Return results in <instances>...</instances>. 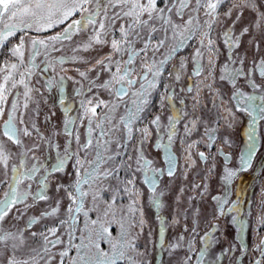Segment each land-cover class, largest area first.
<instances>
[{
  "label": "snow or ice",
  "instance_id": "1",
  "mask_svg": "<svg viewBox=\"0 0 264 264\" xmlns=\"http://www.w3.org/2000/svg\"><path fill=\"white\" fill-rule=\"evenodd\" d=\"M246 9L255 12L256 19L237 33L236 25ZM57 28L60 30L53 34L41 35ZM81 34L85 38L74 40ZM248 35L252 36L248 49L238 52ZM256 35L264 39V11L258 0H0V189H5L0 198V264H53L57 257L58 264H145L139 259L144 253L137 245L146 223L138 182L148 186L151 205L161 208L163 192L157 190L158 177L176 175L175 144L182 146L187 179L196 164L194 151L206 164L215 160L213 148L217 154L224 153V147H216L219 130L221 126L233 128L238 122L237 112L246 113L251 123L239 167L225 163L220 177L223 194L211 196L215 202L211 220L216 222L201 230L197 219L189 226L187 214L177 212L173 224L184 220L187 238L181 234L169 248L175 251L187 246L188 254L178 264H193V260L195 264H222V258L236 249L218 223L230 216V223L239 227L240 250L246 253L240 196L235 200L229 197L231 184L241 172L253 167L258 144L256 124L264 121V54ZM218 40L228 53L219 74ZM65 47L70 49L68 54ZM105 48L107 52H103ZM189 48L191 83L179 92L188 94L190 105L183 96L177 100L174 86L186 75L189 57L180 54ZM41 50L45 54L43 67L36 60ZM69 71L75 75H67ZM241 80L252 94L238 86ZM66 81L76 85V116L70 115L66 104ZM225 83L231 85V95L223 91ZM101 92L108 98H102ZM205 94L211 98L210 109L204 103ZM154 97H158L156 112ZM42 105L48 109L43 115L45 126L51 123L56 107L64 113L63 133L68 139L63 152L54 142L58 132L45 135L41 131ZM121 108L124 113L117 118ZM205 110L212 114L210 119L205 118ZM77 124L85 128L83 141ZM222 144L231 147L227 137ZM201 145L207 153L198 150ZM151 147L163 151L166 168L155 166L149 158ZM45 148L49 153L56 150V162L50 167L38 155ZM14 158L18 164L12 163ZM225 159L230 161L231 157L225 154ZM215 168L214 163L206 167L201 181L192 183L194 195L189 201L205 198ZM55 173L73 177L67 184H56L57 193L63 192L68 201L64 216L40 231H32L34 225L58 216L62 203L58 199L54 206L29 217L26 225L19 227L36 202L49 199V180ZM31 182L38 185L35 193ZM184 192L181 188L180 194ZM105 193H110L109 199L104 198ZM89 197L91 205L86 209ZM125 199L126 205L122 203ZM260 207L257 233L264 229V202ZM161 223H166L163 217ZM113 224L120 228L115 237ZM222 243L228 246L215 255L213 246ZM73 250L75 255H71ZM252 251L258 256L251 264H264V237Z\"/></svg>",
  "mask_w": 264,
  "mask_h": 264
},
{
  "label": "flooded vegetation",
  "instance_id": "2",
  "mask_svg": "<svg viewBox=\"0 0 264 264\" xmlns=\"http://www.w3.org/2000/svg\"><path fill=\"white\" fill-rule=\"evenodd\" d=\"M63 27L62 25L60 26ZM60 29H53L49 33H43L41 35H50L54 32L59 31ZM219 31V29H218ZM33 35H36L35 33H32ZM84 37V34H81L77 37H74V40L78 41ZM218 43H220V49L221 51H225L226 48L218 40ZM191 49V48H189ZM188 49H184L180 55H186ZM108 49L105 48L103 52H107ZM65 54H68L70 52V49L68 47H65L64 49ZM238 52L243 53L244 51L239 50ZM262 54H264V51H261ZM103 54V53H101ZM249 58H251L252 53L249 52ZM30 55V51L28 53ZM54 55L59 56L60 53H54ZM91 55L95 56L96 53H91ZM228 55V53H227ZM227 56L220 55V59L217 66V74H219V67L226 61ZM45 59V54L43 53V50H41V55L36 58L37 63L43 67L42 61ZM68 66V65H67ZM245 71L248 70L249 64L246 61L245 62ZM166 75V74H165ZM106 78V77H102ZM42 82V81H41ZM257 82H260V79L258 78ZM191 83V81L188 79V76H185L184 79L180 82V84L174 85L177 88L178 97L177 100L183 96L187 98L188 103L190 105V97H188V94L186 92L180 93L179 90L181 88H186L187 85ZM39 86V85H38ZM238 86H242L243 90L246 94H252V90L246 86V82L241 80L239 81ZM72 87H76V85H72ZM75 88L67 89L65 88L64 95L69 97V99H73L70 102L69 107L72 109L73 105H75V101L77 102L78 111L75 113L74 116H76L79 112V97L76 95ZM223 91L226 95H231V85L225 83ZM47 93V92H46ZM53 97L56 96V92L53 91L51 93ZM69 94H71L69 96ZM264 94V93H261ZM49 95V93H47ZM101 97L104 99H107V93L101 92ZM204 103L208 105V108H211V98L204 95ZM233 104L236 102L233 101ZM257 103H260V101H257ZM158 104V97L153 98V111H158L156 105ZM179 106V105H178ZM59 108H55V115L53 116L54 121L53 125L54 127L59 124V122L64 123L65 116L64 113L62 116L59 114ZM98 111H100L98 109ZM124 113V109L121 108L119 113L117 115H121ZM204 116L206 119L211 118V113L207 110L204 111ZM167 115V113L165 114ZM43 116V112L42 115ZM238 116V122L233 128H225L221 126L219 130V139L217 141L216 147H224V153L217 154L215 148L212 149V154L215 155V160H209L207 164L203 161H200L195 156V151L193 154V158L196 159V164L193 166V168L188 171L187 177H192V181L190 185H187L188 178L185 179L184 177V164L183 161L185 160L184 153L182 146L179 143H176L174 146V152L175 155L178 157V168L176 171V175L173 177H169L166 174L163 176L158 177V192H163V206L161 208H155L151 205V193L149 191V188L147 185L138 182V187L141 188L143 192V198H142V210H143V217L146 221L144 226V232L139 236L137 240V245L140 248V251L144 253L143 257H140L139 259H142L145 264H178L179 260H182L184 256L187 253V246L185 245L184 248L176 249L175 251L171 250L169 248L170 244H174L177 241V238L183 234L187 238V233L183 232L182 225L185 223L184 220H181L180 225H174L173 220L177 215V212H180L182 215L187 214L188 216V224L191 226V223L193 219H197L199 221L200 229L204 230L210 227V223L216 222L212 221L211 217L213 214V211L215 209V202L211 200V196L214 195H222L224 188H223V182L221 180L222 175V169L227 163L228 167L231 168H238L239 167V155L242 150L246 148L245 141L247 140L246 132L248 130V125L251 123V118L244 112H237ZM40 124H42L41 120L39 121ZM262 125H264V121H259L256 124V135L258 138V144H257V152L256 156L253 160V167L249 169L246 172H241L238 176V178L231 184V194L229 199L235 200L237 196H240V218L245 221V231L243 233L244 237V243L247 245L248 251L246 253H242L240 250V241L237 238V234L239 233V227L237 225H234L230 223L231 217H222L218 223L220 225V229L222 232H224L227 235L228 242L235 244L236 249L229 253L226 257L222 258V264H251V261L255 259L258 256V253L252 251L255 244L259 242L260 237H264V229H261L259 233L255 231L257 225H256V219L258 214L261 213V203L264 202V135H262V132H264V129H262ZM77 129L79 131L81 141H83L85 137V128L81 127L79 124H77ZM63 139L59 138L58 136L54 137V142L58 143L60 145V150L63 152V147L65 145L66 140L68 139L64 134L62 135ZM227 137L231 141V147H225L222 144V140ZM194 139L198 138L196 136L193 137ZM63 141V142H62ZM199 151H205L206 153L208 150L204 148L202 145L198 148ZM41 162L44 163L46 166L50 167L51 165L55 164L56 162V150L53 148L51 152L49 153L45 149L41 152ZM225 154L231 157L230 161H226ZM149 158L152 159L155 162V166L158 167H167L164 162V156L163 151L161 149H157L155 147H151L148 150ZM215 164V173L209 178L208 184H209V190L207 195L204 199H200L197 197V199L189 201L188 197L189 190L191 191V185L194 182H200L201 179L205 176L204 169L206 167H210L212 164ZM43 174V173H41ZM73 179V177L68 176L64 173H55L49 180L51 181L50 186H52V193L51 189L50 192L47 191V194L49 196V199L47 201H39L38 203H41V209L42 211H45L50 208V206H54L55 202L60 199L62 201L60 206V213L56 218H53L52 221L62 218L64 216V212L66 209V206L68 204L67 199L64 198V193L56 191V184L59 183H69L70 180ZM142 180V178H141ZM35 186H32L31 191L35 193L38 189V185L36 182ZM25 187L24 184L21 185V189L23 190ZM184 188L185 192L181 195L180 189ZM3 195V194H2ZM180 195L179 202L177 201V196ZM2 198V196H1ZM105 199L110 198V193L104 194ZM29 203H32V201H29ZM124 205L128 203V201L125 199L122 202ZM91 205V198H88L86 209L90 207ZM45 208V210H44ZM199 210L197 213L196 210ZM41 211V212H42ZM93 218H95V213L92 214ZM161 217L164 218L166 223H161ZM83 216L81 215V223L80 228H83ZM120 232V228L118 224L112 225V235L118 236ZM79 235V233H77ZM103 248L107 249V245L103 244L101 245ZM228 245L226 243H222L220 245H214L213 246V252L215 255H220L223 248L227 247ZM63 247V246H59ZM196 247H200L199 240H197ZM58 250V249H57ZM56 251V250H54ZM71 255H75V250L71 253ZM211 258V257H210ZM59 257L56 258V260L53 261V264H58ZM193 264H195V260H193Z\"/></svg>",
  "mask_w": 264,
  "mask_h": 264
},
{
  "label": "rangeland",
  "instance_id": "3",
  "mask_svg": "<svg viewBox=\"0 0 264 264\" xmlns=\"http://www.w3.org/2000/svg\"><path fill=\"white\" fill-rule=\"evenodd\" d=\"M258 4L260 5V10L261 11H264V0H258ZM223 10H225L224 8H222L221 9V11H223ZM235 18V13H233V19ZM255 19H256V13L255 12H253V11H250V10H245L244 11V15L241 17V19H240V21L237 23V25H236V31H237V33L239 32V30L242 28V27H245V26H249L250 24H252L254 21H255ZM229 23H230V21H229ZM250 39H252V36L251 35H248V36H245L244 37V40H243V43H242V45H241V48H242V51H245L246 49H248V43H249V40ZM256 39L258 40V41H260V44H261V51L263 50L264 51V39H262L261 38V36L260 35H256ZM195 46V44H193V47ZM241 48L240 49H238L237 51H239V50H241ZM188 51V53H187V56L189 57V64H188V68L186 69V75L185 76H188V74H190L191 73V71H192V67H193V65H192V63H191V59H190V57H191V51H192V49H188L187 50ZM249 52H251V50H249ZM28 53L29 52H26V57L28 56ZM221 54L222 55H225V56H227V49L225 50V51H221ZM66 67H71L70 65H66ZM67 75H72V76H74L75 75V73L74 72H72V71H69V72H67L66 73ZM35 79L36 78H33V82L35 83ZM67 83H70L71 81H66ZM72 83V82H71ZM73 85H75L74 83H73ZM71 88H76V87H71ZM45 95H47V93H45ZM71 94H69V96H70ZM10 99H11V97H10ZM71 100H73V99H69V97H67V100H66V104L69 106L70 105V102H71ZM44 106L42 105V108H43ZM59 109H61L60 107H58ZM78 109V107H77V102L75 101V105H73V108L71 109V112H70V115H72V116H74L75 115V113L78 111L77 110ZM61 112L63 113V111H62V109H61ZM99 112V111H98ZM64 116V115H63ZM119 116L117 115V118H118ZM40 120H41V122H42V120H43V116H41V118H40ZM39 124H40V122H38ZM62 139H63V137H61ZM60 138V139H61ZM26 143H28L29 141H25ZM63 142V141H62ZM13 152H15V148H12L11 149ZM39 156H40V159H41V155H42V153L41 152H39V154H38ZM29 161H31V160H29ZM28 161V162H29ZM12 163H16V164H18L19 163V160L18 159H15L14 158V160L12 161ZM183 164L185 165V160L183 161ZM188 178V181H187V185H190L191 184V181H192V177H187ZM50 184H51V181L49 182V188H48V192H50V188L52 187V186H50ZM190 190H189V194H190ZM191 194H194L193 192H191Z\"/></svg>",
  "mask_w": 264,
  "mask_h": 264
},
{
  "label": "trees",
  "instance_id": "4",
  "mask_svg": "<svg viewBox=\"0 0 264 264\" xmlns=\"http://www.w3.org/2000/svg\"><path fill=\"white\" fill-rule=\"evenodd\" d=\"M72 85H73V83H71V82H70V83H67V82H66V83H65V88L70 89V88L72 87ZM51 95H52V94H51ZM52 96H53V95H52ZM50 103H51V101H50ZM58 111H59V114L62 116L63 113L61 112V109H59ZM42 112H43V115H44V114H47V113H48V109H47V107H43V108H42ZM53 121H54V118L52 117V121H51V123H50L49 125L45 126L44 123H43V120H42V124H40L41 131H42L45 135H48V134H49L50 132H52V131L58 132V133H59L58 137L61 138L62 135L64 134V133H63V121H62V122H59V124H57L56 127H54V125H53ZM45 150L48 151L46 148H45ZM15 151H16V149H15ZM42 151H43V150H42ZM42 151H41V152H42ZM38 154H39V153H38ZM27 163H28L29 165H31L32 161H29V162L27 161ZM31 183H32V186H35V183H33V182H31ZM50 189H51V193H52V188H50ZM4 190H5V189H0V198H1V196H2ZM41 206H42L41 203L36 202V203L33 205V207L29 209V212H28L27 216H25V217L20 221V223H19V227L23 228V227L26 225L27 220H28L29 217H31V216H39V214H40L41 211L43 210V209H41ZM44 210H45V208H44ZM52 219H53V218H50V219H47V220H43V221H41L40 224L34 225L33 228H32V231H40V230H42V229H43V226H44L45 224L51 225V224L53 223Z\"/></svg>",
  "mask_w": 264,
  "mask_h": 264
}]
</instances>
